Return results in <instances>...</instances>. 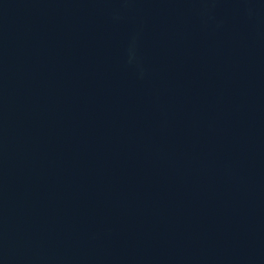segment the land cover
<instances>
[{"label":"water","instance_id":"obj_1","mask_svg":"<svg viewBox=\"0 0 264 264\" xmlns=\"http://www.w3.org/2000/svg\"><path fill=\"white\" fill-rule=\"evenodd\" d=\"M0 264H264V0H0Z\"/></svg>","mask_w":264,"mask_h":264}]
</instances>
